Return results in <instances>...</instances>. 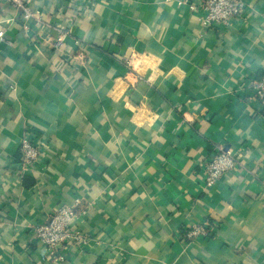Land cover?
<instances>
[{
  "label": "crops",
  "instance_id": "1",
  "mask_svg": "<svg viewBox=\"0 0 264 264\" xmlns=\"http://www.w3.org/2000/svg\"><path fill=\"white\" fill-rule=\"evenodd\" d=\"M198 1L0 3V264H264V0L227 26ZM216 146L238 164L208 186ZM63 206L83 241L57 260L34 228Z\"/></svg>",
  "mask_w": 264,
  "mask_h": 264
},
{
  "label": "built area",
  "instance_id": "2",
  "mask_svg": "<svg viewBox=\"0 0 264 264\" xmlns=\"http://www.w3.org/2000/svg\"><path fill=\"white\" fill-rule=\"evenodd\" d=\"M9 3L12 7L21 11L24 22H42L40 15L28 4L27 0H0V3ZM191 9L202 12L206 25H230L235 18L243 15L246 0H199L191 3ZM4 31L0 29V40H4ZM62 34L58 37V44L62 41ZM253 96L258 102L259 108L264 111V77L255 79L251 83ZM45 143L37 139L33 131L28 132L21 140L20 174L34 170L41 164L43 158V145ZM238 164L236 152L225 150L222 146H216L204 160L205 182L208 186L216 184L220 179L229 174ZM76 217L70 206H63L56 210L49 223L35 226L36 238L44 243L46 249L55 259L65 258L66 248L73 243L83 241V235L72 229V220ZM211 230L207 223H195L183 235L184 239L195 240L207 238Z\"/></svg>",
  "mask_w": 264,
  "mask_h": 264
}]
</instances>
